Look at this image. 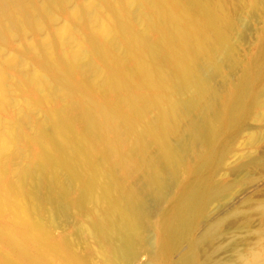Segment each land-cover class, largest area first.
Here are the masks:
<instances>
[{
	"label": "bare ground",
	"instance_id": "1",
	"mask_svg": "<svg viewBox=\"0 0 264 264\" xmlns=\"http://www.w3.org/2000/svg\"><path fill=\"white\" fill-rule=\"evenodd\" d=\"M261 172L264 0H0V264H209Z\"/></svg>",
	"mask_w": 264,
	"mask_h": 264
},
{
	"label": "rangeland",
	"instance_id": "2",
	"mask_svg": "<svg viewBox=\"0 0 264 264\" xmlns=\"http://www.w3.org/2000/svg\"><path fill=\"white\" fill-rule=\"evenodd\" d=\"M252 24L254 25H252L253 27H256L258 22L254 21ZM254 117L255 119L257 118L255 115L249 116L242 130L232 141V149L226 155V162L231 163L236 159L238 153L247 150L246 147L240 145V143L246 139L247 132L263 128L261 123L258 122L257 119L255 120ZM251 150H254V148ZM232 177L233 176H229L228 180L232 179ZM247 195L252 199L251 204L249 205L251 210L250 221L246 224L237 222L232 228H228L223 233H220L216 239L217 242L220 243V249L216 252V257H214L213 262H210L209 264H241L244 258L242 256L243 253L245 256H248L250 253L259 250L264 245V234L260 229V215L258 212L259 209L264 208V172H261L253 178L251 183L232 185V187L216 201L217 203L215 202L216 205L218 204L217 206L215 205L216 210L219 209L218 212L227 211V209H233L234 207L240 208L241 206L245 208L246 201L244 197ZM254 201L255 204H253ZM255 211H257V214H254ZM55 232L56 234L59 233V229H56Z\"/></svg>",
	"mask_w": 264,
	"mask_h": 264
}]
</instances>
